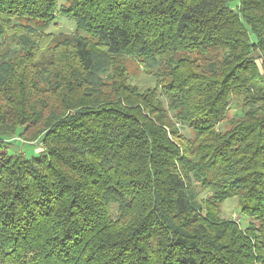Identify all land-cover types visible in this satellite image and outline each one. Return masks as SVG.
<instances>
[{"label": "trees", "instance_id": "trees-1", "mask_svg": "<svg viewBox=\"0 0 264 264\" xmlns=\"http://www.w3.org/2000/svg\"><path fill=\"white\" fill-rule=\"evenodd\" d=\"M232 2L0 0V264H264V0Z\"/></svg>", "mask_w": 264, "mask_h": 264}, {"label": "rangeland", "instance_id": "rangeland-1", "mask_svg": "<svg viewBox=\"0 0 264 264\" xmlns=\"http://www.w3.org/2000/svg\"><path fill=\"white\" fill-rule=\"evenodd\" d=\"M237 5L238 0H233L231 4L232 8L235 9ZM74 31L75 23L64 16L58 15L56 21L47 29L46 32L53 34H74ZM127 63L128 73L134 79L133 83L135 85L139 86L142 89H145L149 86H154V80L151 78L152 76L146 73L139 63H137L133 59H129ZM237 111H239V109L235 106H232L229 116L232 117L233 114H235V112ZM219 128L222 131H226V129H229L230 124L228 119ZM188 135H190V133ZM41 151L42 146L39 142L28 143L24 141L22 142L21 140L14 142V144L8 149V152L10 154L22 153L28 159L40 156ZM1 153H4V151H1ZM194 185V189L196 190V195L198 196L199 202L206 199H211L214 192H209L203 189L200 184H196V182L194 183ZM239 204L240 203L238 198L226 199L219 206V210L221 213L220 217L225 220L235 221L239 223L242 229H247V227L251 224V220L241 213ZM255 225H259L258 221H256Z\"/></svg>", "mask_w": 264, "mask_h": 264}]
</instances>
